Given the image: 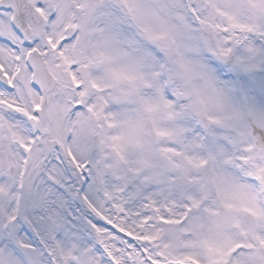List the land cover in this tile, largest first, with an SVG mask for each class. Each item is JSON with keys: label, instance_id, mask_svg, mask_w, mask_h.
Wrapping results in <instances>:
<instances>
[{"label": "snow or ice", "instance_id": "snow-or-ice-1", "mask_svg": "<svg viewBox=\"0 0 264 264\" xmlns=\"http://www.w3.org/2000/svg\"><path fill=\"white\" fill-rule=\"evenodd\" d=\"M0 264H264V0H0Z\"/></svg>", "mask_w": 264, "mask_h": 264}]
</instances>
